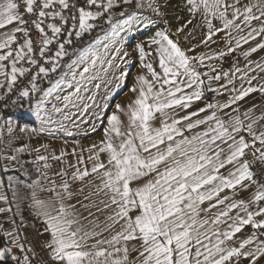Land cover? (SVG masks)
Segmentation results:
<instances>
[{"label":"snow or ice","instance_id":"6c2138e0","mask_svg":"<svg viewBox=\"0 0 264 264\" xmlns=\"http://www.w3.org/2000/svg\"><path fill=\"white\" fill-rule=\"evenodd\" d=\"M237 49L246 70L208 63ZM260 50L264 0H0V264H264ZM65 122L103 136L50 175L69 153L32 141Z\"/></svg>","mask_w":264,"mask_h":264},{"label":"crops","instance_id":"0c3cea01","mask_svg":"<svg viewBox=\"0 0 264 264\" xmlns=\"http://www.w3.org/2000/svg\"><path fill=\"white\" fill-rule=\"evenodd\" d=\"M234 35H235V33H234ZM252 43L255 44V41H253ZM225 47L226 46L223 45V47H221V48H225ZM248 47H249V45H244L245 49ZM219 50H220V48H219ZM212 52H210L209 54H211ZM241 52H242V49H237L236 52L230 54L229 56L224 57L222 60H212V61H209L208 63L215 65L217 67V70L220 72H231L234 69V67H239L241 69H245V66L248 63V61H246L244 59V57L241 55ZM207 53H208V51H207ZM248 59L264 63V50H260L257 53L252 54V56H250ZM137 71H138V69L134 68L132 70V75L135 76L137 74ZM252 75H264V74L252 73ZM238 76H239V74H237V78L234 80V85H230L229 87L235 86L237 89H239L242 83H243L244 87H247V83L244 81H241L238 78ZM219 83H226V81L221 80ZM253 83L255 84L256 81H253ZM103 87H104V85L102 84V88ZM213 87H218L217 82H213ZM103 91H105V88ZM103 93L104 92L101 93L102 94L101 97L103 96ZM230 95H232V93H230V92H225L223 96H216L213 93H207L205 96V99L198 102V105L203 106L209 100H211V102H213V103H215L217 100L220 102H225V101H227V99L229 98ZM127 96H128V93L126 90H124L120 94V96L116 102L119 103L121 101L126 100ZM239 103L244 105V107H250L253 104H256L258 106H264V96H261L260 93H253L250 96L246 97L244 101H240ZM16 115H19V114H16ZM24 119H28V118L24 117ZM65 123L67 124V127L69 128V130L73 132V136H67L64 132L57 131L54 134L45 133L42 137H37L36 139H34L32 141V143L36 144V145H39L41 143H48L51 145L52 149L57 150V152H59L60 150H64V151H67L69 153V155H67L65 157V163H63V164H61L58 161H50V163L53 165V168L49 170L50 175H52L55 172V170L58 168H64L68 172L73 171L74 169L68 167L69 164H72V165L76 164V157L71 155L73 148H75L76 152L79 153L81 147L87 148L93 142H99L101 140V134L103 133L102 129L99 130L98 132H96L95 134H92L91 136H86L84 131H83V129L87 127L86 125H82L81 128H76V127L72 126L70 122H65ZM96 138H99L98 141H95ZM87 155H88L87 152H85L84 156H85L86 163H87V159H86ZM28 159H31V158L29 157ZM89 167H90V165H89ZM9 174H12V173H9ZM0 178L6 179V177H4V175L2 173H0ZM55 178L59 179V177H55ZM79 186L80 185H74V187H79ZM92 188H93V186H90L86 183L85 185H83V189H84L83 192H77L74 200L72 201L73 203L77 204L76 211L78 212V214L80 216H82L80 213L81 212L80 208H81V205H82V202L84 199L83 196H85V193L88 194V192H91ZM84 205H88V203H84ZM105 215H106V213H105ZM102 217H103V215H102ZM101 220L102 219H100V221ZM84 224L87 225L86 223H84Z\"/></svg>","mask_w":264,"mask_h":264},{"label":"rangeland","instance_id":"374dc122","mask_svg":"<svg viewBox=\"0 0 264 264\" xmlns=\"http://www.w3.org/2000/svg\"><path fill=\"white\" fill-rule=\"evenodd\" d=\"M172 3L173 4L182 3V0H172ZM175 11H176L175 8H169L168 9V12H169L168 20H169L170 27H171L172 30H174L175 27L178 26L177 21L175 19V16L172 15V13H174ZM180 15H185V14L184 13H180ZM215 23L218 24V22H215ZM193 34L196 37V42H199L201 39H203L204 32H202L200 28H196V30H195V32ZM222 37H223V33H221L220 35H218V36H216V37L213 38L216 41V43H211L210 42L209 45H202L197 51H199V52H205V51L207 52L208 51V53H210L212 51H218L219 48L222 49L221 47H223V45H224L223 40H222ZM185 46H187V45H185ZM93 83H96V82H93ZM92 90L93 91H96L94 88ZM103 90H104V87L102 88V86H101V89L99 90V97H101V95H102L101 93L104 92ZM102 136H103V133L101 134V138H102ZM98 139L99 138H96L95 141H98ZM92 192H94V187L92 188V191L91 192H88V194L85 193V196H83L84 199H83L82 205H84V203H88V205H90L92 203H97L98 204V202L101 199H105V197H103L102 194L99 195V196H97V195H90V193H92ZM85 197H88V199H85ZM82 205H81V208H80V210H81L80 213H81V215L83 217H88L89 219H94L95 217L98 216L99 219H102L103 220L104 217L107 215V213L105 215V213H103V212H97L95 207L84 208V207H82ZM101 207H102V205H101ZM90 211L92 213H94V216L89 217V212ZM102 215H103V217H102ZM83 223L88 224V221L87 220H84Z\"/></svg>","mask_w":264,"mask_h":264},{"label":"trees","instance_id":"16d2710c","mask_svg":"<svg viewBox=\"0 0 264 264\" xmlns=\"http://www.w3.org/2000/svg\"><path fill=\"white\" fill-rule=\"evenodd\" d=\"M33 175H35V173Z\"/></svg>","mask_w":264,"mask_h":264}]
</instances>
